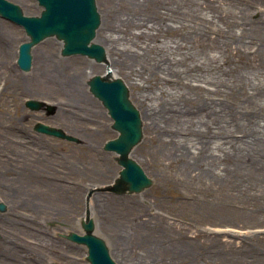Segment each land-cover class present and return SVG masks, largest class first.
Instances as JSON below:
<instances>
[{
  "label": "rangeland",
  "instance_id": "1",
  "mask_svg": "<svg viewBox=\"0 0 264 264\" xmlns=\"http://www.w3.org/2000/svg\"><path fill=\"white\" fill-rule=\"evenodd\" d=\"M10 1L20 5L27 15L40 14L43 9L38 0ZM139 1L129 9H120L118 0L96 3L101 17L119 9L135 15L134 20L121 26L122 45L147 40L150 48L141 49L148 64L156 59L181 70L195 64L190 72L209 70L222 77L220 81L232 77L237 69H264V0H193L191 10L185 4L168 10L166 4L162 8L167 14L164 18L159 16L155 0ZM176 16L181 23L175 26L169 27L163 21ZM148 23L160 28L149 33ZM3 35L0 145L13 148L0 151V203L6 206L0 209V264H90L87 246L67 235L84 232L81 222L95 194L101 201L92 216L96 234L107 242L118 264H264V215L243 208L238 195L229 192L225 183L178 182L172 167L157 171L145 158L149 136L143 118V136L131 156L151 178V185L139 192L109 189L122 165L117 161L118 154L104 145L119 132L88 84L92 76L105 73L107 60L98 61L80 53L63 55L62 40L56 36L44 38L33 52L52 39L56 59H63V65L67 59H83L86 67L89 60L96 66L82 78L80 89L85 101H77L73 93L51 96L33 79V68L23 70L17 64L19 45L29 38L25 29L0 15V39ZM171 39L176 42L162 47L155 44ZM62 66L57 60L53 68L61 70ZM167 74L177 76L171 71ZM117 77L124 80L130 99L141 113L132 80L121 72ZM219 97L217 94L214 98L218 100L215 106L220 108ZM28 99L41 101L42 107L31 109L26 105ZM37 122L62 128L73 139L41 132L35 128ZM19 174L25 175L21 180L27 186L5 190L2 183L12 180L16 184ZM183 192L197 198L190 207L175 209L185 217L135 222L142 207L153 211L155 202L169 204L175 194ZM115 231L120 232L118 243Z\"/></svg>",
  "mask_w": 264,
  "mask_h": 264
},
{
  "label": "bare ground",
  "instance_id": "2",
  "mask_svg": "<svg viewBox=\"0 0 264 264\" xmlns=\"http://www.w3.org/2000/svg\"><path fill=\"white\" fill-rule=\"evenodd\" d=\"M175 1H179L176 6ZM139 2L118 0V6L129 9L130 5L135 7ZM155 2L159 6L157 12L163 18V15H167L166 10L162 9L166 4L168 10L184 4L190 10L194 6L193 0ZM120 9L101 17L93 40L100 42L105 49V72H110L112 77H117L121 72L132 80L134 95L142 106L141 119L149 136L146 160L157 171L172 167L173 177L178 182L225 183L229 192L238 195V202L243 208L254 209L264 215V69H237L232 77L225 76L220 81L222 77H216L209 70L190 72L195 64L187 65L182 70L164 65L156 59L148 64L141 49L150 48L147 40L127 41L128 44L122 45L121 26L134 20L135 15ZM163 21L169 27L181 23L178 16L171 21ZM159 28L154 23L146 26L149 33ZM2 37L0 40L5 41V36ZM174 42L171 39L155 44L162 47ZM54 43L52 39L47 40L45 46L32 51L33 79L51 96L73 93L77 101H85L84 92L80 89L82 78L96 69L94 62L89 60L86 67L83 59H67L63 65V59H56L58 55L54 51ZM236 50L243 54L240 47ZM57 60L59 66L63 65L61 70L53 68ZM167 71L177 76L171 77L173 74L168 75L170 73L167 74ZM181 72H185L184 75ZM217 94L220 95V108L215 106L218 100L215 101L214 97ZM9 146L0 145V151L4 152ZM21 177L25 178V175L18 176L16 184L10 180L9 183H2V186L5 190H22L27 184L23 183ZM174 196L169 204L155 202L153 211L142 207L134 218L135 222L185 217L186 214L177 213L175 209L190 207L197 198L191 192ZM98 204L101 205V201L95 194L88 206L91 217ZM119 236L120 232L115 231L117 243ZM117 249L121 250L119 244Z\"/></svg>",
  "mask_w": 264,
  "mask_h": 264
},
{
  "label": "water",
  "instance_id": "3",
  "mask_svg": "<svg viewBox=\"0 0 264 264\" xmlns=\"http://www.w3.org/2000/svg\"><path fill=\"white\" fill-rule=\"evenodd\" d=\"M43 6L40 15H26L20 5L10 0H0V15L22 25L30 37L19 47L18 64L23 70L32 65V47L46 37L57 36L63 40V55L84 54L98 61L106 60L104 47L93 41L101 22L96 0H38ZM90 90L108 109L113 118L112 126L119 135L108 140L104 148L118 153L117 160L123 166L119 177L109 189L122 192H139L151 185L142 166L130 156L132 148L143 136L140 111L129 97V88L120 77L110 72L94 75L89 81ZM26 105L40 109L42 102L28 99ZM35 128L41 132L62 138L73 139L64 129L43 122ZM0 203V209H5ZM82 227L84 233L70 232L67 238L88 247L87 259L91 264H118L111 256L106 241L95 233L94 219L86 212ZM57 264V263H50Z\"/></svg>",
  "mask_w": 264,
  "mask_h": 264
}]
</instances>
